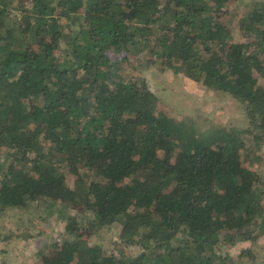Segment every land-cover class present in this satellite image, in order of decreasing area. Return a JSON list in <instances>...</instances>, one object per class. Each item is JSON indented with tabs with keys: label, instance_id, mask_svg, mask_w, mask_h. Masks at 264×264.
<instances>
[{
	"label": "trees",
	"instance_id": "16d2710c",
	"mask_svg": "<svg viewBox=\"0 0 264 264\" xmlns=\"http://www.w3.org/2000/svg\"><path fill=\"white\" fill-rule=\"evenodd\" d=\"M231 2L0 0L2 240L34 207L62 221L35 264H253L231 249L264 234V0ZM157 63L247 125L191 131L157 110Z\"/></svg>",
	"mask_w": 264,
	"mask_h": 264
},
{
	"label": "rangeland",
	"instance_id": "374dc122",
	"mask_svg": "<svg viewBox=\"0 0 264 264\" xmlns=\"http://www.w3.org/2000/svg\"><path fill=\"white\" fill-rule=\"evenodd\" d=\"M237 1L248 4L252 0H232L230 7H235ZM241 8L242 5L231 11L239 12ZM227 18L228 13L225 15V19ZM233 26L238 25L236 23L230 24V28ZM161 68L162 64L157 63L144 70V76L149 86L159 96L157 110L182 121L191 131L200 126L202 130L209 131L211 128H216V130L233 135L236 134L238 129H243L247 125L243 104L225 92L215 91L207 85L191 80L184 74H175L168 69L163 71ZM185 143L192 146L195 139L191 137ZM251 160V158L245 159L243 163L250 169L257 170L259 163L257 164ZM74 178H76V171H69L67 183L70 184ZM34 212H36V209L32 207L29 212L23 215L26 219L25 222L29 219L30 223H26L27 228L22 230L23 233L20 237L12 240H2L0 238V264H3V262L8 264H20L22 262L35 264L36 261H40V257H35L34 254L37 251L42 252L39 249L46 243H51L60 238L62 221L54 216L47 219L30 217ZM28 233H32V237L30 239L24 238L23 234ZM112 234L110 232L108 236ZM89 240L91 243L98 241L92 236H89ZM247 246H250L255 252L253 264H257L256 261H264V234L260 235L255 242H241L232 247V256H235L241 248Z\"/></svg>",
	"mask_w": 264,
	"mask_h": 264
}]
</instances>
